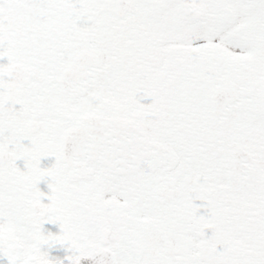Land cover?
Masks as SVG:
<instances>
[{
  "label": "snow or ice",
  "instance_id": "1",
  "mask_svg": "<svg viewBox=\"0 0 264 264\" xmlns=\"http://www.w3.org/2000/svg\"><path fill=\"white\" fill-rule=\"evenodd\" d=\"M0 264H264V0H0Z\"/></svg>",
  "mask_w": 264,
  "mask_h": 264
}]
</instances>
